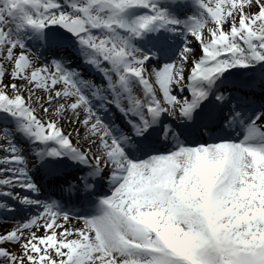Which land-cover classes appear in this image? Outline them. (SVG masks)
<instances>
[{"label": "snow or ice", "instance_id": "1", "mask_svg": "<svg viewBox=\"0 0 264 264\" xmlns=\"http://www.w3.org/2000/svg\"><path fill=\"white\" fill-rule=\"evenodd\" d=\"M0 264H264V0H0Z\"/></svg>", "mask_w": 264, "mask_h": 264}, {"label": "bare ground", "instance_id": "2", "mask_svg": "<svg viewBox=\"0 0 264 264\" xmlns=\"http://www.w3.org/2000/svg\"><path fill=\"white\" fill-rule=\"evenodd\" d=\"M5 220H0V227H7L8 223L4 222Z\"/></svg>", "mask_w": 264, "mask_h": 264}]
</instances>
